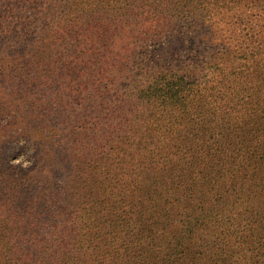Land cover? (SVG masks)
Segmentation results:
<instances>
[{
  "label": "trees",
  "instance_id": "trees-1",
  "mask_svg": "<svg viewBox=\"0 0 264 264\" xmlns=\"http://www.w3.org/2000/svg\"><path fill=\"white\" fill-rule=\"evenodd\" d=\"M96 1L0 0V264H264V0Z\"/></svg>",
  "mask_w": 264,
  "mask_h": 264
},
{
  "label": "rangeland",
  "instance_id": "rangeland-1",
  "mask_svg": "<svg viewBox=\"0 0 264 264\" xmlns=\"http://www.w3.org/2000/svg\"><path fill=\"white\" fill-rule=\"evenodd\" d=\"M102 0H97L93 5L94 6H99ZM28 13V11H27ZM23 13L21 11H19L17 13V18H19L20 16H22ZM27 143L25 141L20 140L18 144H15L14 148L12 149V153L11 155H13L14 157L12 158V163L13 164H17L19 166H27L29 164V162L27 161V152L23 151V147L26 145ZM17 146V147H16Z\"/></svg>",
  "mask_w": 264,
  "mask_h": 264
}]
</instances>
